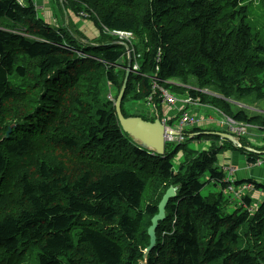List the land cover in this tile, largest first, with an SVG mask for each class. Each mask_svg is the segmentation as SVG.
Returning a JSON list of instances; mask_svg holds the SVG:
<instances>
[{"label": "trees", "instance_id": "1", "mask_svg": "<svg viewBox=\"0 0 264 264\" xmlns=\"http://www.w3.org/2000/svg\"><path fill=\"white\" fill-rule=\"evenodd\" d=\"M119 2L126 8H137L142 2V25L136 27L133 17L118 14L117 9L104 11L91 1L78 0L81 4L74 12L85 13L98 31L90 40L75 28L65 32L63 26L46 24L32 1L0 0V207L16 189L26 203L18 214L0 217V264H25L28 259V264H212L219 259L222 264H264V198L251 214L237 208L223 215L226 201L220 206L218 198L211 201L200 192L205 183L223 179L217 156L234 145L219 135L205 134L212 140L209 149L184 143L163 156L149 155L131 144L114 105L103 98L108 81L116 87V99L125 74L119 80L113 69L127 65L125 47L114 43L118 37L110 32L133 30L139 37L145 35L148 50L144 58L140 56L139 70L129 75L121 102L125 117L140 115L149 120L139 113L143 107L138 102L144 106L156 76L169 92L198 95L202 103L223 114L264 129L259 116H248L244 109L232 112L225 101L223 109L193 87L185 92L182 84L173 89L167 82L192 76L225 96L230 88L238 95L255 91L241 84L248 70L264 72V37L246 19L253 10L250 1L232 0L231 10L222 7V0ZM31 75L39 78L35 84L48 90L39 98L25 93ZM80 88L87 95L100 93L97 100L102 101L87 110L79 98L70 100L68 96ZM238 140L241 146L236 149L247 159L255 153L244 146L257 149L261 143H250L246 137ZM125 148L130 152H122ZM179 151L182 155L175 168L173 159ZM52 152L60 156L58 160L50 158ZM159 186L161 196L153 203L149 194ZM169 186L178 189L169 199L167 216L156 229V244L144 261L149 238L143 220L157 212ZM145 189L150 192L144 209ZM243 201L251 203L248 196ZM140 237L145 239L141 245Z\"/></svg>", "mask_w": 264, "mask_h": 264}, {"label": "rangeland", "instance_id": "2", "mask_svg": "<svg viewBox=\"0 0 264 264\" xmlns=\"http://www.w3.org/2000/svg\"><path fill=\"white\" fill-rule=\"evenodd\" d=\"M26 1H32L36 10H37V15L41 16L45 21V17L47 18V16H45L44 14H42L41 12V7L37 6V2L36 0H25ZM91 1V3H93V6H99L103 9L106 10H110V9H117V13L121 14V15H128L133 17L136 21H135V25L136 27H139L140 25H142V15L144 13L145 8H143L142 2H140V5H137V8H126L125 6H120V2L119 0H86V4H89V2ZM225 10H231L232 8L230 7V3L232 0H222ZM249 6H251V8H253L252 10V14L248 15L246 17V19L252 24L254 25L256 31L261 34L264 37V29L262 27V1L261 0H249ZM261 2V3H260ZM260 3V5H259ZM46 4L48 6L51 7L52 11L54 12V22L53 23H49L47 20L46 24H48L51 27H65V32L68 31L69 28L71 29H77L79 30L80 24H90L93 25L94 21L90 18L87 17L85 13L80 12L79 14H76L74 12V7H78L81 3H78V0H47ZM227 4H229L228 6H226ZM241 4V2L239 3ZM238 4V5H239ZM259 5V7H258ZM67 8V9H66ZM66 9V10H64ZM73 9V10H72ZM119 9H120V13H119ZM67 12L70 14L69 17L65 16V13L67 14ZM141 12V15H139V13ZM98 14V11H97ZM181 19V18H180ZM74 24H78V25H74ZM94 28V27H93ZM95 30H97L96 28H94ZM141 29H144L143 27H141ZM81 32V31H80ZM98 32V31H97ZM149 33L148 32V37H149ZM139 33H135L136 35V39H135V46L134 44H131V46L133 47V53L131 52L132 57H134V55L137 58L138 54H141V56L145 55V51L148 50L147 48V44H146V37L143 34L142 37H139L138 35ZM151 39V47L152 49H154L156 47V42L153 41L152 36L150 37ZM149 40V41H150ZM150 43V42H149ZM150 47V49H151ZM159 52V57L161 58L160 55V49H158ZM126 54V51H125ZM152 54V53H151ZM150 55V58L152 59ZM147 56V54H146ZM158 57V56H156ZM158 60V59H157ZM102 63V62H101ZM103 64V63H102ZM97 66V65H96ZM99 67V66H98ZM103 67L106 69L107 67L103 64ZM100 68V67H99ZM119 69V71H118ZM118 69L114 68L113 71L117 73L119 80H121L122 76L125 74L126 68L125 66H119ZM101 73H102V68H100ZM137 70H139L138 68H135L134 71L136 72ZM152 70H149L148 72H151ZM153 75V74H152ZM153 78V76H152ZM37 79H39L38 77H36L35 75H31L30 76V84L26 87L25 93L28 94V96H32V98H39V96L42 94V92L44 91H48V90H44V87L42 86L41 83L39 84H35V81H37ZM168 83L171 84V86L174 87L177 86L178 84H182L181 87H185L183 88V91L187 92L188 90L186 88L190 87L194 90H196L198 93H201L203 95H205V99L207 101H216L217 106L222 107L224 101L226 103H228L229 107H231V111L232 112H236L238 109H244V111L248 114V116H259L262 119H264V72H256L254 70H248L246 72L245 75H243L242 80H241V84L242 86H246V87H251L252 89H255V91L251 92L248 95H238V93L236 92V90L234 88H230V94L229 96H225L223 95L219 90L217 91L214 87V85H201L199 84L198 80L195 77L189 76L187 78H183V77H176L175 79H170L167 80ZM152 84L155 83L151 82ZM184 83V84H183ZM135 85V84H134ZM155 85L161 87L160 83H156ZM156 86H153V88L151 89V92L153 94H157L159 95V98H156L158 101L160 100L161 97V92H159V88L158 91L155 89ZM115 86L113 87L112 85L109 84L108 81H105V93H103V98L105 99H109V102L111 104L114 105V97H113V92H116L115 90ZM136 89V88H135ZM169 90V89H168ZM135 91V90H134ZM232 91V92H231ZM170 92H172L175 95L181 96L182 93L177 92L175 89L174 90H170ZM134 93V92H133ZM133 93H131L129 91V95H133ZM100 93H94V92H90L89 95H87L86 93H83L81 88L79 92H76L70 96H68V98L70 100H73L74 98H79L81 101H83V106L87 109L90 110L92 107H95V105L98 102H101V99L97 100V96ZM198 96V95H197ZM107 97V98H106ZM113 101V102H112ZM219 102V103H217ZM159 103L157 102L156 105H158ZM25 106H29V103L26 102ZM128 104L125 105L126 108H128ZM202 109L196 113V115L200 116L201 114H203L207 119L210 117V119L212 120H205V121H201L198 124V127L203 129L202 127H204L205 129H203V132L205 131H210V132H217L216 130H222L224 124H220L219 120L223 119V117L221 115L222 112L220 110H215L214 107L210 106L209 104L207 106H203L201 107ZM223 108V107H222ZM225 109V108H223ZM185 111H188V109L186 108ZM184 110H182L181 108V112H185ZM218 111V112H217ZM86 112V110H85ZM191 112V111H188ZM172 113V111H171ZM221 114V115H219ZM117 116V115H116ZM223 116H227V115H223ZM208 123V124H207ZM178 125H175V127H177ZM227 127V126H225ZM263 130V129H262ZM262 130H257L256 127L251 126L248 128V133L245 135L246 138H248L249 142L252 143L254 141L258 140H264L263 136L261 135ZM168 129L167 126H165V133H164V143L165 140L168 138L169 134H168ZM205 134L202 133L200 139H195L194 141H186V144L193 148V149H197V150H204V149H209L212 146H210L212 140L209 138H206L204 136ZM258 136V137H256ZM245 137H240L241 140L244 139ZM254 139V140H253ZM132 145H134L131 142ZM135 146V145H134ZM165 146V144H164ZM174 147V143H168L167 145V150H171ZM246 149L248 146H245ZM128 148H125L124 150H122V152H125ZM250 151H255V149L250 148L248 149ZM150 151V150H148ZM147 151V153H148ZM130 152V149L127 150V153ZM255 153V152H254ZM149 155H151L149 153ZM182 155V151L178 152L175 156V159H173V161H175V168L178 166V158ZM224 156L228 157V159H224ZM58 157H60L58 154H56L55 152H52L50 154V158H54L56 160H58ZM106 157V155H105ZM172 154H170L168 156V158L171 159ZM246 155L244 153H242L241 151H239L238 149H236L235 147H231L229 146L223 153L218 155V165L221 169L225 164H221V162H227V163H231L233 162L234 164H239V166H242L243 164H246ZM233 164V165H234ZM223 170V169H222ZM230 170L228 169V172ZM228 172L224 174L223 178L226 179L228 178ZM231 172V171H230ZM206 178H208V174H205ZM232 179L234 177V174L232 176H230ZM206 179H203V182ZM234 180V179H233ZM262 184H264V177L262 178ZM234 184V183H231ZM227 185H219V184H215L213 181H209L207 183H205L200 192L201 195H208L209 194V199L211 201H213L214 199L219 197V193L221 191V187L224 189V187H226ZM253 190L250 191V193ZM150 192V189H145V191L143 192L142 195V200H141V206L142 208L145 209V199H146V195L147 193ZM15 195L12 197H8L7 201L4 203L3 206L0 207V217L7 215V214H13L16 215L20 212V210L25 207V204L23 202V197L20 195V190L16 189L15 190ZM161 194V190H160V186L158 187V191L156 192H151L149 194V196H151V201L153 203H156L158 201V199L160 198ZM224 197L218 198L219 202H220V206H221V202H225L226 200V196L223 195ZM224 199V200H223ZM262 200V199H261ZM251 207V206H250ZM253 208V207H251ZM234 209H237L236 207L232 206L230 204V201L227 203L225 202V206L224 208H221V214L225 215V214H229L231 212H233ZM149 219L150 216L145 215L144 220H143V224L142 227L143 229H146L148 227V223H149ZM206 222V220H205ZM204 224V223H203ZM207 224V222H206ZM244 232V231H243ZM115 233V231H114ZM145 239L143 237H140L137 241V243L139 245L140 242H144ZM203 241L206 242L207 238H203ZM30 261V259H28L25 264H28ZM85 262V261H84ZM212 264H222V259L217 260L216 262H213Z\"/></svg>", "mask_w": 264, "mask_h": 264}, {"label": "water", "instance_id": "3", "mask_svg": "<svg viewBox=\"0 0 264 264\" xmlns=\"http://www.w3.org/2000/svg\"><path fill=\"white\" fill-rule=\"evenodd\" d=\"M132 58L130 52L127 53V65L124 80L114 102L115 112L119 121V124L123 131L129 136V138L134 141L140 147L150 150L156 154L163 155L165 153L164 146V133L165 128L162 122H160L159 115L156 114L154 121H148L140 116H127L125 117L122 109L121 102L124 97L129 75L131 73ZM10 131V129L7 131ZM172 131H168V134ZM214 134L219 135L222 138H226L233 143L235 138L228 133L214 132ZM177 186H169L164 194L162 195L158 205L157 213H155L151 220L150 225L147 228V235L149 238V244L145 247L143 252V260L146 261L148 254L156 244V229L158 227L159 221L165 219L166 206L169 199L176 195Z\"/></svg>", "mask_w": 264, "mask_h": 264}, {"label": "clouds", "instance_id": "4", "mask_svg": "<svg viewBox=\"0 0 264 264\" xmlns=\"http://www.w3.org/2000/svg\"><path fill=\"white\" fill-rule=\"evenodd\" d=\"M20 3H22L20 0H18ZM112 31H125V32H130L131 33V39L129 40H127V39H122V38H120L118 35H115V34H113L112 33ZM111 32H110V34H112V35H115V36H117L118 37V39L116 40V41H114V43H119V44H121V45H123L124 47H125V49H126V55H127V53L128 52H130V54H131V52L133 53L134 51H133V47L131 46V44H134V46H135V39H136V35H135V32L133 31V30H119V29H114V30H112ZM141 55L140 54H138L137 55V58H136V56L134 55V57H132V55H131V58H132V71H134V69L135 68H138L139 69V59L141 58L140 57ZM158 59V58H157ZM131 71V72H132ZM156 76H154L153 77V79H152V82H154L155 81V83L154 84H156V83H160L161 84V80L158 78V77H156L157 79H154ZM154 84H152L151 85V89H152V87H153V85ZM161 87H163L164 89H166L162 84H161ZM166 90H168V88L166 89ZM169 91V90H168ZM149 94H151V92L149 93ZM149 96V95H148ZM148 96L145 98V102H144V106L142 105V102H138V106L139 107H143V109L139 112V113H141V115H144V116H146L147 118H149V120L148 121H154V119L156 118V114H158L159 115V119H160V122H162L163 123V125H164V128H165V126H167V129H168V127H171L170 129H168L169 131H172V133H169V136H173V135H175L177 132L174 130V128H175V125L176 124H174V122H176L179 118H180V116H181V114L183 113V112H181L180 110H178L179 109V106H181L182 107V105L180 104V103H178L176 106H172V107H170V106H168L167 104H165L164 103V101H162V98H160V100L159 101H157L158 103H159V105H160V108H158V106L156 105V98H159V95H157L156 94V97L153 99V101H152V105H149L148 104V102H147V100H148ZM184 97H187V96H184ZM181 98H183V96H181ZM192 98H198V99H200L199 98V96H197V97H192ZM116 100V99H115ZM115 100H114V102H115ZM113 102V103H114ZM200 102H202L201 100H200ZM164 107H168L169 109L171 108L172 109V115H171V117H169V116H166L165 115V112H164ZM183 108H187L188 109V107H187V105L185 106V107H183ZM126 110H129V107L128 108H125ZM215 110H218V109H216V108H214ZM188 111H191L190 112V116H192L193 117V119H194V123L193 124H191V125H189V126H187L186 128H184V130L182 131V136H183V140H181L179 143L178 142H175V141H172V142H168L167 141V139L165 140V153H166V151H167V145H168V143H174V147L175 146H177V145H180V144H184V143H186V141H187V138L188 137H194V136H197V135H200V134H202V133H204V134H214V132H210V131H207V132H203V130H200V128L198 127V124L201 122V120H199L200 119V117L202 116V117H204L205 118V120H210V117L207 119L203 114H201L200 116H198V115H196V113L197 112H194V110L193 109H191V110H188ZM218 112V111H217ZM131 116H140V115H131ZM140 117H142V116H140ZM143 118V117H142ZM144 119V118H143ZM153 119V120H152ZM145 120H147V119H145ZM205 120H203V121H205ZM198 128V129H197ZM192 129L194 130V129H197V130H194L193 132H191L192 131ZM123 130V129H122ZM224 130L226 131V132H224ZM217 132H223V133H228V134H231V132H229L228 130H226V129H222V130H216ZM232 135V134H231ZM165 136V135H164ZM233 136V135H232ZM234 138H235V136H233ZM220 138H222V137H220ZM196 139H198V138H196ZM224 139H226V138H224ZM195 140V139H194ZM193 140V141H194ZM228 140V139H227ZM132 141V140H131ZM230 141V140H229ZM262 141V140H261ZM233 145H234V147L236 148V147H238L237 146V144H238V142L236 141V139H235V142L233 143L232 141H230ZM132 143L134 144V145H136V146H138L139 148H141V149H143V150H146V149H144V148H142V147H140L139 145H137L134 141H132ZM186 146H187V144H186ZM173 147V148H174ZM172 148V149H173ZM171 149V150H172ZM246 149V148H245ZM248 150V149H247ZM146 151H148V150H146ZM149 153H151V154H155V155H159V156H163V155H165V153L163 154V155H160V154H156V153H154V152H152V151H148ZM180 152V151H179ZM242 184H251L252 185V189H249V190H247V192H246V196H250L249 195V193H250V191L251 190H254L256 187L252 184V183H250V182H248L247 180H244L243 182H242ZM264 185V184H263ZM178 189V188H177ZM256 189H258V188H256ZM259 190V189H258ZM261 190H262V192L264 193V189L263 188H261ZM177 191V190H176ZM262 194V193H261ZM263 198H264V196H263ZM263 200V199H262ZM258 207V206H257ZM257 209V208H256ZM255 209V210H256ZM157 213V212H156ZM153 216V215H152ZM167 216V214H166V211H165V217ZM152 218V217H151ZM151 218H150V220H151ZM150 225V224H149ZM149 225H148V227H149ZM147 227V228H148ZM147 228H146V234H147ZM164 233H165V231H163ZM115 233L117 234L118 232L117 231H115ZM163 233V234H164ZM167 233V232H166ZM148 236V235H147ZM157 236V235H156Z\"/></svg>", "mask_w": 264, "mask_h": 264}, {"label": "built area", "instance_id": "5", "mask_svg": "<svg viewBox=\"0 0 264 264\" xmlns=\"http://www.w3.org/2000/svg\"><path fill=\"white\" fill-rule=\"evenodd\" d=\"M113 34L115 35H118L120 38L122 39H131V33L130 32H125V31H112ZM129 39V40H130ZM154 79H157L156 77ZM153 86H156V88H159V92H161V97L162 98V101H164L165 104H167L168 106L172 107V106H176L178 103H180L182 105L179 106V109L181 111V108L182 110H186V108H183L185 107L186 105L188 106L189 104H195V102H200V99L198 98H192L191 96H187V97H183V98H179L177 99L173 94H171L168 90L164 89L163 87H159L157 85H153ZM153 88V87H152ZM158 91V89H156ZM152 95H156V94H153L151 92V94L149 95L148 99L151 98ZM227 119L230 120L231 122V126H228L227 124ZM201 121L205 120L204 117H200ZM232 119L230 117H226V123L225 125L227 126L229 132L235 130L233 128V123H232ZM194 123V119L192 116H190V112L188 111H185L181 114L180 118L174 122V124L178 125L177 127L174 128V130L177 132L175 135L173 136H168L167 138V141L168 142H172V141H175V142H180L181 140H183V136H182V131L184 130V128H186L187 126L191 125ZM171 127H168V129H170ZM236 137V136H235ZM237 139V137H236ZM239 139V137H238ZM237 139L238 141V144L237 146H241V143L239 142V140ZM264 142V140H262ZM264 143L261 145V146H258L257 149H255V155L252 156L251 158H249V165H255V166H262L264 167ZM263 148V149H262ZM232 172V170H231ZM231 172L229 171L228 174L230 175ZM224 183V185L226 184L227 186L224 187V191L227 192L230 197L235 201L237 202L238 205H244L243 203V197H244V194L247 192V190L249 189H252V185L251 184H242V185H236L232 179L230 178H227V179H224L221 181V183L219 184H222ZM231 183H234V184H231ZM245 208L249 211V212H252L254 211L250 206L251 205H244Z\"/></svg>", "mask_w": 264, "mask_h": 264}, {"label": "crops", "instance_id": "6", "mask_svg": "<svg viewBox=\"0 0 264 264\" xmlns=\"http://www.w3.org/2000/svg\"><path fill=\"white\" fill-rule=\"evenodd\" d=\"M36 2H37V6L41 7L42 14L47 16V18L45 17V21L47 20L50 24L53 23L54 19H55L54 12L52 11L51 7L46 4L47 0H36ZM65 16L69 17L70 14L67 12V14L65 13ZM74 25L76 26L78 24H74ZM93 27L94 26L90 25V24H80L79 30L81 32H83L90 40H92V39H95L98 36L97 30H95L94 29L95 27L94 28ZM163 109H164L165 115L171 117L172 109L171 108L169 109L168 107H164ZM201 109L202 108H198V107L193 108L194 112H197V113ZM202 128L205 129L204 127H202ZM205 132H207V131H205ZM256 137H258V136H256ZM217 141H213V143L217 144ZM262 143L263 142L261 141V143L257 144V146H261ZM220 145H222V143H220ZM231 147H233V146H231ZM224 151L225 150H223L219 154L223 153ZM217 158H218V156H217ZM224 159H228V157L224 156ZM221 164H227L228 169L230 167H233L235 169L234 177H233L235 182L236 181H244V180H249L250 179V180L255 181L256 183L262 184L261 182H262V178L264 177V167L255 166V165H251L250 166L249 165V159H246V164H243L242 166H239V164H234L233 162H231V163H227V162L223 163V162H221ZM219 166H221V165H219ZM223 172L225 173L224 170H223ZM258 189L255 188L251 193H249V195H250L249 198L251 199V203L249 205H251L254 209L257 208V206L262 201L261 199H263V196H264V193L262 192L261 188H258ZM218 193H219V197L218 198L224 197L223 195H225L226 196L225 200L228 203V198H227L228 195L223 190L222 187H221V191L218 192ZM203 197L209 198V194L208 195H203ZM230 204L232 206H235L236 203H235V201H230Z\"/></svg>", "mask_w": 264, "mask_h": 264}, {"label": "bare ground", "instance_id": "7", "mask_svg": "<svg viewBox=\"0 0 264 264\" xmlns=\"http://www.w3.org/2000/svg\"><path fill=\"white\" fill-rule=\"evenodd\" d=\"M154 97H156V95H152L151 98L147 100L149 105H152L151 103H152ZM207 105H208L207 103L195 102V104H189L187 107H188V110H191V109L196 108V107L201 108V107L207 106ZM219 115H221V114H219ZM223 115H221L223 117V119H220L219 123L221 125L224 124V125H222L223 128L228 130V128L225 127L226 126L225 123H226V117H230V116H223ZM230 118L233 121L232 122L233 123V128L235 129L232 132L230 131L231 134L233 136H236V137H245V135L248 133V128L250 127V125L247 124L246 122L238 121V120H236V119H234L232 117H230ZM210 120H212V119H210ZM227 124H228V126H231V122H230L229 119H227ZM261 135L263 136V139H264V129L262 130Z\"/></svg>", "mask_w": 264, "mask_h": 264}]
</instances>
